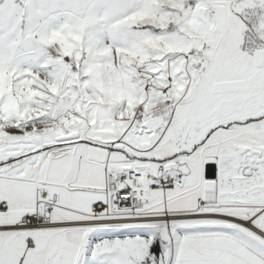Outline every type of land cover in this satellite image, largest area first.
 <instances>
[{
	"label": "snow or ice",
	"instance_id": "snow-or-ice-1",
	"mask_svg": "<svg viewBox=\"0 0 264 264\" xmlns=\"http://www.w3.org/2000/svg\"><path fill=\"white\" fill-rule=\"evenodd\" d=\"M0 264H264V0H0Z\"/></svg>",
	"mask_w": 264,
	"mask_h": 264
}]
</instances>
